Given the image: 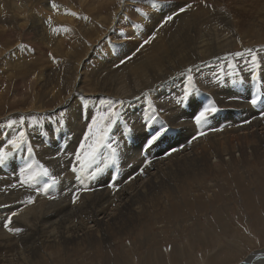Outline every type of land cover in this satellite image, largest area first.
I'll return each instance as SVG.
<instances>
[{
	"label": "bare ground",
	"instance_id": "obj_1",
	"mask_svg": "<svg viewBox=\"0 0 264 264\" xmlns=\"http://www.w3.org/2000/svg\"><path fill=\"white\" fill-rule=\"evenodd\" d=\"M188 1L155 0L153 6L152 0H125L123 5H119L120 0H109L94 15L80 14L89 17L88 20H84L70 14L73 11L77 12L73 0H54L58 5L55 10L51 6L53 0H0V58L8 52L7 47L14 45L16 40L19 43L23 40L30 43L32 41L35 45H38L39 40L45 41L47 46H53L52 50L56 48L55 51L59 54L67 55L68 49L64 51L61 41L70 39L73 42V63L64 59L58 62L56 59L57 64L53 65L36 63L38 66L36 73V70L27 69V72L33 73L31 79L17 83L12 95L8 96L10 99L5 102L18 104L19 99L24 98L22 90L29 88L32 96L31 104L27 108H24L25 106L15 108L6 116H0L1 119H5L0 121V145H2L16 130L6 127L9 120H16L18 123L17 117L24 113H31L27 116L29 118L34 116L35 112L41 113L46 110H50L47 114L52 113L53 110L56 112L66 110L68 114L67 127L59 131H54L53 126L48 124L47 127H43L44 132L42 127L35 128L36 132H43L35 135L33 131H30L33 128L27 127V122L24 125L29 140L33 147H36L33 160L38 164H44L54 175L62 178L60 183L49 192V195L56 197L55 199L39 195L32 204H20L27 195L34 193L17 187L16 194L12 192L6 194L7 201L0 200V264H37L41 261H47L50 264L52 262L54 264H71L72 262L91 264L93 252L103 264H133L132 259L136 257L139 259L138 264H143L145 259L152 260V264H158L164 261L168 245H163V249L159 245L156 251L157 249L151 246L152 241L149 237H143L139 243L130 242V240L126 243L125 239L132 237L140 227L145 229L144 233L147 236L146 227H150L151 222L157 224L159 228L164 227L165 218L171 216L172 220L178 219L188 211L197 210L202 203H205V198H209L207 201L211 200V196L219 198L217 190L221 188L220 180L228 182L231 179L237 182L239 177H249L251 168L260 167V170L262 168L264 171V116L257 114L262 111H258L262 106L251 108L247 102H235V100L229 105L224 104L227 102V96L249 98L252 92L240 95L241 90L244 88L245 91L247 87L246 82H249L251 86L249 74L247 72L241 74L244 82L238 87L229 84L222 86L214 78L219 65L217 62L219 59L215 58L225 56L239 45L234 34L239 21L234 18L235 14L231 10L225 9L227 6L225 3H219V0H206L204 4L202 2L198 6L193 5L186 12L174 16L172 21L164 23L169 14L177 12L179 8L189 3H195ZM136 9H141L148 15L144 16L140 13L138 15ZM113 13L117 16L115 20ZM49 17L52 21L51 26L46 23ZM135 21L139 23V27L133 26L136 25ZM242 24L251 27L249 37L263 36L264 12L256 14L253 18L248 17L247 20H242ZM125 26L128 28L123 29ZM119 30H123L124 34L120 35ZM153 34L155 39L136 52L140 44ZM257 40L260 41L259 38ZM17 45L19 44L16 43ZM133 53L135 55H132ZM127 57L131 59H126ZM121 60H125V63L120 64ZM209 61L211 64H206ZM19 63V61L13 63L12 67L17 66L16 70H21L25 64L20 68ZM190 65H197L199 68L195 73V86L199 89V93L194 98H190L187 107L183 108L176 103L180 96H176V90L183 88L185 77L180 73ZM11 76L13 75L9 74V77ZM72 77L73 87L69 86L67 89V85L72 83H69ZM260 77L263 80L259 78L256 84L263 85L264 75ZM226 80H228L226 83L229 82V79ZM1 94H4V91H0V101L3 99ZM198 96L204 100V103L198 99ZM45 97L56 101L53 107L43 104L42 100ZM133 97H139V99H133ZM108 98L131 101L125 106L124 119L133 128V132L128 134L132 143L121 145L118 165H111L112 168L115 166L121 170L114 181L115 188L108 187L114 171H110L107 167L98 175V179L86 181L96 190L85 192L89 196H83L84 193H82L79 201L73 204L72 189L76 181L67 165L61 167L52 157L56 155L58 149L66 148L68 152H71L81 138L86 127V122L80 115L81 108L90 116L97 109H104L106 104H101V99ZM149 102L157 110L163 109L159 115L164 117L163 122L170 128L167 135L157 141L161 148L158 155L154 154V158H149L150 154L147 152L145 153L148 157L142 156L140 154L143 151L142 144L139 146V143H142L140 139L147 134L146 129L151 131V128H143L134 121L135 113H138L135 112L136 110L143 111V107L146 106L149 112ZM208 102L214 103L221 111L209 119L204 125L206 128L198 129L197 126H192L191 120L186 117L188 108L196 112L199 107ZM244 121H250V123ZM156 125L158 127V121ZM121 126L122 123L113 129L114 138L120 141L127 136L122 135L120 128L123 127ZM208 128L210 129L208 133L201 135ZM229 132L232 133L228 134ZM181 135L185 136L181 137ZM193 136L197 138L189 140ZM193 141L194 143L189 146L188 143ZM47 144L50 148L49 145L46 146ZM45 146L47 149L42 148ZM172 149L176 151L173 152ZM16 156L21 160L27 158L24 153H18ZM148 161L150 163H147ZM255 161L259 164L255 165ZM142 167L144 171L140 174ZM244 167H247L245 171ZM8 172L6 166L0 167V189L15 182ZM206 175L211 179L204 182L203 177ZM260 180L261 178H258L257 182ZM187 181L191 185L184 186ZM230 183L232 185V182ZM243 187L247 186L243 185ZM18 188L23 191L22 194H20L21 190L17 191ZM247 191L244 190V197L242 194L245 200L249 198ZM19 195L22 202L18 201ZM190 197L195 202H189ZM116 204L117 207L110 211L109 208L115 207ZM220 204L218 210L214 211V221L225 233H233L234 231L229 227L228 218L225 217L226 206ZM13 212L18 214L12 218L10 226L22 228L23 231L18 234L10 233L3 227L4 221ZM186 223L192 224L190 221ZM210 234V231L208 234L205 233V238L204 233L193 235L191 239H195L197 243L189 242L184 244V247L176 246L177 248L172 249L173 245L169 252L175 257L176 262L187 259L189 255L193 260V255L197 254L195 248L206 246V240ZM221 241L223 240L220 239ZM148 243L150 246L142 257L135 253L144 249V245ZM224 244H221V249L224 250L225 255L228 257L229 253L233 252L231 258L236 259L237 254L242 250L241 246L236 242L235 245ZM112 245H116L117 249L109 248L110 257L104 253L103 248L106 249ZM187 245H191V249ZM179 256L181 259L178 258ZM210 258L218 259L219 257L217 253H213L209 255L208 259ZM221 260L223 263L224 259ZM232 261L229 262L264 264V247L246 254L245 259L240 263Z\"/></svg>",
	"mask_w": 264,
	"mask_h": 264
},
{
	"label": "rangeland",
	"instance_id": "obj_2",
	"mask_svg": "<svg viewBox=\"0 0 264 264\" xmlns=\"http://www.w3.org/2000/svg\"><path fill=\"white\" fill-rule=\"evenodd\" d=\"M108 1L109 0H83V1L82 0H73V4L76 6L77 12H79V14L94 15L99 10H101L102 7L107 4ZM149 1H151V0H149ZM157 1H159V0H157ZM192 1L195 2V3L192 4L194 6H198L199 3H202L203 2L202 4H204L206 2V0H198L200 2H198L197 0H189L188 2H192ZM263 1L264 0H252V2H251V0H219V3L222 2V3H225L227 5L226 7L224 6L225 9L231 10L235 14L234 18L237 21H239L238 27L236 28V30L234 32L236 38L238 39L239 45H237L234 48V50H230L228 53H235L237 51H242L243 48H247V47H257V46L264 45V35L263 36H259V37H249L248 35H249V32H250L251 27L250 26H244L242 24V20H247L248 17L253 18L256 14H260V13L264 12V2ZM45 2H47V1H45ZM80 2H82V3H80ZM120 4L121 3L119 2V5ZM257 5H258V7H257ZM234 9H235V11H234ZM239 9H241V10L239 11ZM138 15H139V13H138ZM236 15H238L237 18H236ZM229 21L231 22V20H229ZM135 24L136 25H139V23H137L136 21H135ZM125 28H128V26H125L123 29H125ZM243 29H245V30H243ZM118 33L121 35V34H124V31L123 30H119ZM258 38L260 39V41L257 40ZM14 43H15L14 45H11V46H8L7 47L8 48L7 49L8 52L4 53L1 56V58H0V60H1L0 61V82H1L0 83V91L1 90L4 91V94H1V95H3V99L0 101L1 102L0 103V116L1 117L6 116L7 113H9V111H12L15 108L18 109V108H21V107H24V106H25L24 108H27L28 105L31 104L30 102H32V96H31V93H30L31 91L28 90L29 88H24L22 90L24 92L23 93V97L24 98H20L19 99L20 101H19L18 104H16V103L15 104H12V103L6 104V102L10 99V98H8V96H10V94L12 95V93L14 92L13 89L16 88L15 85L17 83H20L23 80L26 81V80H28V78L31 79V77H32L31 75L33 74L31 72L32 70H36L35 73L38 71V66H37L36 63H40L41 62V64H43V65H49V64L50 65H53V64H57V61L60 62L61 59H64L65 61H68V62H72L73 63V42H71L70 39L65 40L63 42L61 41V46L64 47L63 48L64 51H66V49H68V55L66 53L59 54L57 51H55L56 48L54 50H52L53 49V46L52 47H50V45L47 46V44H45V41H41V40H39V43L40 44L38 43V45L37 44L35 45L34 43H32V41L30 43L29 41H24L23 40L21 43H24V44L26 43V45H29L30 46L27 52L21 51L20 49L17 48L16 43L17 44H21V43L17 42V40ZM68 46H69V48H68ZM49 54H51V55H49ZM58 56H59V59H58ZM20 57H23V58H20ZM36 57H39V58H36ZM224 57L225 56H222V57L220 56L219 57L220 59L217 61L219 63V65L217 66V68L220 71H218V69H217L216 70L217 72H215V74L219 73L220 76L222 77V80L220 81V85L226 86V85L229 84L231 86H237L238 87L239 84H243V83H240V82H237L235 84L234 83H230V82H232V80H235L237 77H234L233 76L231 78V77L226 76V73L233 71V69H229L227 67V65L229 63H233V64H237L239 66V68L243 69L245 67V65H244V58L243 57H239V58L229 57L228 60H225ZM44 58L46 60H44ZM22 59H23L24 62L22 61ZM27 59L29 61H27ZM56 59H57V61H56ZM18 61L20 62L18 64V67H20L21 65H24L25 64L23 68H22V66L20 67V68H22L21 70H19V69L16 70L17 69L16 68L17 66L14 67L15 69L12 67L13 63L15 64V62H18ZM21 63H23V64H21ZM206 64L209 65V64H211V62L210 61L209 62H206ZM33 65H36V66H33ZM32 66H33V68H32ZM27 69L28 70H31V71L30 72H27L26 71ZM7 71H8V73H7ZM242 73L243 72H241V74ZM9 74L10 75H13V76L9 77ZM222 74H223V76H222ZM261 75H264V71H262L260 73V76ZM2 78H4V79L2 80ZM226 79H229V82L226 83V81H228ZM260 80H263V78L260 77ZM257 81H255L254 83L252 82L251 83V86H250L249 82H246L245 84L247 85V87L245 88V91H244V88L241 90L240 95H242L244 93H247V92H251V91H257L258 88H259V90H261V91L263 90L264 91V86H263L264 83H263V85L262 84H256ZM70 82H72V83H70ZM69 83L70 84L67 85V89H69V86L70 87L71 86L73 87V85H71V84H73V77L69 81ZM18 86H19V84L17 85V87ZM257 86H258V88H257ZM26 89H27V91L25 92ZM182 91H183V88H181V90L180 89L176 90V96L181 95L182 94ZM4 95H5V98H4ZM243 98L244 97H241V99H236L235 102H241V101L242 102H246L247 99L246 98L243 99ZM198 99L201 100V97L198 96ZM23 100H25V102ZM226 100H227V102H225L224 104H228L229 105L234 99H230V97L227 96L226 97ZM201 101H202V103H204V100H201ZM42 102L47 107H53L54 104L56 103L55 100H51V98H48V97L43 98ZM188 103H189V101L186 102V103H184V104H178V105H180L181 107L184 108L185 106L187 107ZM261 106L262 107L258 111H260V110L263 111L264 110V104H261ZM250 107L253 108L251 105H250ZM143 108H144L143 111L141 109H138V110L135 111V112H138V113L141 112L139 114L134 112L136 114V118H134V121L135 122H138V124L140 126L142 125L143 128H147L146 126H144L145 125V122L142 120V116L144 114H146L148 111H147V107L146 106H144ZM49 111L50 110H46V111L41 112V113L40 112L33 113L34 117L36 116L37 118H43L42 119V123H43V127L44 128L47 127V125H48V123H47V117H48L49 114H47V113H49ZM262 111L258 112L257 114L258 115H261L260 113ZM195 113L196 112L195 111H191L190 108H188V110L186 112V114H187L186 117H188L189 120H191L190 123L192 122L193 125L192 124L191 125L194 126V127H196L195 123L193 122L194 121V119H193L194 115L193 114H195ZM28 114H31V113H24V114H22L25 117L26 122L29 119L27 117ZM1 117H0V121H5V119L4 118L1 119ZM19 117H17V118H19ZM160 118H161V121H165L164 120V117H160ZM161 121H158V126H159V123ZM155 124H157V122ZM43 127H42V131L44 132ZM121 127H123V128H120L121 129L120 131L123 132L124 131L123 123H122V126ZM229 127H231V126L229 125ZM196 128L200 129V127H196ZM201 128H206V126H203ZM214 128H216V127H214ZM36 129L33 128L30 131L31 132L33 131V134H35V135L36 134L40 135L42 131L36 132L35 131ZM146 130L149 131L150 129H146ZM209 130L210 129L208 128V130H206L203 134L208 133ZM147 131H145V132L148 133ZM53 133H55V132H53ZM231 133L232 132H229L228 134H231ZM128 136L129 135H127L125 137V139H121V141H120L121 145H125V143H126V145H130L132 143L131 139ZM184 136L185 135H181V137H184ZM127 137H128V140L129 141L126 140ZM144 137H142L140 139L141 142H143ZM191 139L192 138L190 137L189 140H191ZM193 143H194V141L192 143H188V145L191 146ZM49 144H47L46 146H48ZM141 144L142 143H139V146ZM41 145H37V146H41ZM155 145H156V147H155ZM46 146L45 147H42V148L47 149ZM48 147L50 148V145ZM141 147L139 149H141ZM160 148H161V145L158 142H156L152 147H150L149 149H147L148 151L147 150L146 151H142L141 150L142 152H140V154L142 156H145L146 155L147 157H148V154H150V157L149 158H154V156L156 154L158 155V153L160 151ZM145 152H147L148 154L145 153ZM151 155H153V157ZM15 160H16V165L17 164L18 165H23L24 164V161L27 160V158H25L24 160H21V159H19L16 156ZM29 162H31V161H29ZM254 163H255V165L256 164H259V162H256V161ZM114 167L115 166H113V168H112L111 165L108 167V168H110V171H114L113 175L110 178L111 181L109 180V183L112 182V177L115 176L117 178V175L121 171V170H119V168H116V167L114 168ZM246 168L244 167L243 170L245 171ZM6 169H7V172L9 171L8 174H10L12 176L13 180L16 181V176L13 174L12 167L6 166ZM116 169H118V171ZM252 169L253 168H251V171L249 173L250 174L249 177H247V176L245 178L239 177L238 178L239 181H237V182L232 181L231 179H229L230 181H228V182L227 181H224L223 182L222 180H220V186H221L222 189L221 188H218V190H217L218 197L219 198H216L215 196H211L210 197V199H211L210 201H207V200H209L208 197L205 198V200H204L205 203H202L197 210H195L194 212H189L188 211L184 215L179 216L178 219L173 218V220H172L171 216L165 218L164 219V222H163V224H165V226L164 227H160L161 229L157 226V224L155 225V223L151 222L150 227H146V229L148 230V235L147 236H145V233H144L145 232V229H142V227H140V228H138L136 230V233H134V235L132 237L130 236L131 238L130 237L129 238H126L125 239V242L128 243L129 240H130V242L135 241L134 243H139V241L141 239H143V237H149V239L152 241L151 243L150 242L149 243L151 244V246H153L155 248V250L157 248L159 249V247L163 249L164 248L163 245L164 246L168 245V247L166 246V248H168L166 250L169 252L170 251L169 249L173 245H174V247H172V249L173 248H177V247H184L185 246L184 244H187L189 242H191V243H197V241L195 239H191V237L193 235H198L199 233H204V238H205V233L208 234L209 231H210L211 234L209 235V238L206 240L207 245L204 246V247H196L195 248V252L197 253L196 254L197 257L193 255V260H191L192 256L189 255V257L187 259H182L183 262L182 261L176 262L175 261V257H173L170 252L169 253L167 252V255L164 256V261L163 262H159V263L160 264H168V263L169 264H232V262H233L232 260L235 261L234 263L242 262L241 260L245 259L246 254L251 253L253 250H256L258 248L264 247V171L262 170V168H261V170H262L261 171L260 170V167L258 168L260 171H257L258 169H253L254 170V172H253ZM144 177L146 178L145 175H144ZM255 177L257 179L258 178H261V180L257 182V179ZM98 178L99 177L97 176L94 180H96ZM210 179H211V177L208 176V175H206V176L203 177L204 182L210 181ZM217 181H219V179ZM242 181H246L247 183H245V182L242 183ZM230 182H232V185H231ZM8 185H11V184H8ZM187 185H191L189 181L185 182V184H184V186H187ZM236 185H238V187ZM243 185L244 186H247V187L245 188V187H243ZM223 186L227 190L224 189ZM242 187H243V189H242ZM18 189H17V191H20L21 190L20 188H18ZM247 189H248L249 192L247 191ZM220 190L222 191V193H221ZM244 190L247 191L246 194L248 195L249 198L251 197L250 199L248 198L247 200H245L243 198L244 197V194H245ZM10 192L15 193L16 191H15V189H11V188L6 189L5 186L2 187L0 189V200H3V199L4 200H6V199L8 200V195L6 196V194H8ZM21 192H23V191L21 190L20 191V194H22ZM242 194H243V197H242ZM83 196H89V195H87V193H84ZM91 196H93V195H91ZM20 197L21 196L19 195L18 196V198H19L18 201L19 202H22V200H21ZM191 201H194L195 202V200H193L192 197L189 198V202H191ZM211 201H214V202H211ZM220 203L222 205H225L226 206V208H224V212L226 213L225 214V217L228 218V221L230 223L229 224V227H231V229L234 231L233 233H225V231L222 230L218 226V224H216L215 221H214V211L215 210H218V206H219ZM20 204H24V203H20ZM179 204H182V203H179ZM112 207H111L112 210H111V208H109L110 211H113L117 207V204L115 205V207L114 206H112ZM258 214H259V217L260 218L258 217ZM254 216L257 219L256 218L254 219L253 218ZM258 219L260 220L259 222H258ZM188 221L192 222V224L189 225L188 223H186ZM194 225H196L197 227L194 226ZM204 229L206 231H204ZM245 229L247 231H245ZM220 239L223 240V241L220 242ZM166 240L168 242H166ZM244 240H246L247 242L244 241ZM240 241H242V242H240ZM157 242H159L160 244L157 243ZM225 242L226 243L233 244V245H235V242H236V243L239 244V246H241V248H242L243 251L241 250V252L237 254L238 257L236 259L235 258H233V259L231 258L233 256V252L232 253H229V255L227 257V255H225L226 253H224V250L221 249L222 248L221 247V244H224ZM149 243L147 245H144V249L139 250V252L135 251V253L138 254V255H141V257H142V254H144L145 252H147L146 249H148V247L150 246ZM226 243L224 245H226ZM159 245H161V246H159ZM187 246L191 249V245H187ZM109 248L112 249V250H114V249H117V246L116 245H112V247L109 246L106 249L103 248V250L105 251L104 253L107 256H110L108 254L109 253ZM158 249L156 251H158ZM213 253H215V254L217 253V256L219 258L218 259H214V258L208 259L209 255H212ZM229 257H230L231 260L228 259ZM178 258L181 259L180 256ZM205 258H207V259L205 260ZM221 259H224L223 260V263H222V260ZM99 260H100L99 258H96L95 257V252H93V255L91 256V260H90L91 261V264H103ZM228 260L229 261H232V262H229ZM44 262L41 261V262H38L37 264H50L47 261H44ZM132 263L133 264H138L139 263V259L137 257L135 259L133 258L132 259ZM144 263L145 264H152L153 261L150 260V259H145V261L143 262V264ZM52 264H54V262H52ZM71 264H90V263H86V262H83V263L82 262L75 263V262H72ZM114 264H116V263H114ZM123 264H125V263H123Z\"/></svg>",
	"mask_w": 264,
	"mask_h": 264
},
{
	"label": "snow or ice",
	"instance_id": "obj_3",
	"mask_svg": "<svg viewBox=\"0 0 264 264\" xmlns=\"http://www.w3.org/2000/svg\"><path fill=\"white\" fill-rule=\"evenodd\" d=\"M125 0H120L123 5ZM153 6L155 5V0H152ZM52 8L55 10L58 5L54 2L51 4ZM192 4L189 3L185 7H181L177 12L169 14L164 23L170 22L174 19V16L179 15V13L186 12L188 9L192 8ZM211 7L210 5H206ZM141 15L147 16L148 13L143 12L141 9H136ZM73 17L82 18L88 20L89 17L81 16L79 13L73 11L70 13ZM114 20L117 19L116 13H113ZM128 19V17H125ZM46 23L51 26V17L48 18ZM134 27H139V25H133ZM163 26V25H161ZM101 27H103L101 25ZM67 31L68 29H64ZM56 31V29H53ZM155 39V34H153L149 39L144 40L143 43L136 49L139 52L145 45L151 43ZM29 45L21 43L17 45V48L21 51L27 52ZM51 55V54H49ZM132 55H135L133 53ZM229 57L239 58L243 57L245 67L243 69L239 68L237 64L229 63L227 67L233 69V71L226 73L228 77H237V79L232 80V83H243L244 77L241 72H247L250 76L252 82L257 81L260 78V73L264 71V45L257 47H247L243 48L242 51H237L235 53L225 54L224 59L228 60ZM126 59H131L127 57ZM215 59H220L216 57ZM125 60H121L120 64H124ZM119 65H117L118 67ZM199 70L197 65H190L186 68L180 75L185 77V83L183 85L182 94L176 100L177 104H184L194 98L196 94L199 93V89L195 86V73ZM217 82L222 80L219 73L215 74ZM142 95H147V93H142ZM133 99H139V97H133ZM230 99H241L239 96L230 97ZM252 107H258L264 104V91L257 90L250 93L249 98L246 101ZM131 101L125 99H112L107 100L101 99V104H106L104 109H97L92 112L91 115L85 114L83 108H81V118L85 120L86 127L82 132L81 138L75 145L71 152H68L66 148L58 149L57 153L52 159H55L61 167L67 165L68 170L73 175L76 184L72 189L71 202L73 204L77 203L80 199L82 193L92 192L96 189L90 187L89 183L93 181L105 168L110 165H118L119 154L121 143L119 139L114 138L113 129L118 125L123 123L124 131L122 135L126 136L133 132V128L130 126L129 122L124 119V109L125 106L130 104ZM149 112L142 116V120L145 122L146 127H150L149 131L143 139L142 150L146 151L152 147L161 137L167 135L170 128L166 123L161 121L159 113L163 109L157 110L156 107L149 102L148 104ZM221 111L214 103L208 102L199 107L198 111L194 114V123L197 127H203L207 124L209 119L214 116L217 112ZM261 116H264V111H262ZM43 118L29 117L27 121L28 128H39L43 127ZM157 121H161L159 126H155ZM245 123H250V121H244ZM47 123L53 126L54 131H59L68 124V114L67 111L56 112L53 110L47 117ZM26 124V119L23 115L19 117V122L16 120H9L6 124L8 128H15V132L10 136L9 139L2 145H0V167L9 166L13 169V174L17 177L16 181L11 185H5V188L16 189L17 187L25 188L34 194H29L26 196L23 203L32 204L39 195L48 196L49 199H55L56 197L49 195V192L55 188L62 177H58L53 174V172L46 167L44 164H38L32 158L34 156L35 149L29 140V135L27 129L24 127ZM203 133H201L202 135ZM197 137L193 136L192 140ZM176 151V149H172ZM24 153L27 156V160L24 161L23 166L16 165V154ZM169 155L171 153H168ZM31 161V162H29ZM66 162V163H65ZM147 163H150L148 161ZM147 166V164L145 165ZM143 167L140 169V174H143ZM116 177H112V182L108 184V187L115 188ZM18 213L13 212L9 215L3 223V227L10 233L18 234L23 231L20 227H11L12 218ZM245 231H247L245 229Z\"/></svg>",
	"mask_w": 264,
	"mask_h": 264
},
{
	"label": "water",
	"instance_id": "obj_4",
	"mask_svg": "<svg viewBox=\"0 0 264 264\" xmlns=\"http://www.w3.org/2000/svg\"><path fill=\"white\" fill-rule=\"evenodd\" d=\"M255 256L257 255V254H254ZM242 261V260H241ZM240 263V262H239Z\"/></svg>",
	"mask_w": 264,
	"mask_h": 264
},
{
	"label": "clouds",
	"instance_id": "obj_5",
	"mask_svg": "<svg viewBox=\"0 0 264 264\" xmlns=\"http://www.w3.org/2000/svg\"><path fill=\"white\" fill-rule=\"evenodd\" d=\"M263 91V90H262ZM251 92H255V91H251Z\"/></svg>",
	"mask_w": 264,
	"mask_h": 264
}]
</instances>
